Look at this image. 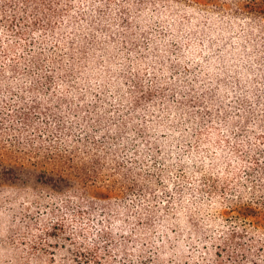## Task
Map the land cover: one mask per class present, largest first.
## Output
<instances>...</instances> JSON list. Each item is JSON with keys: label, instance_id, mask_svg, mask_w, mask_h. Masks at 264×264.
I'll use <instances>...</instances> for the list:
<instances>
[{"label": "rangeland", "instance_id": "obj_1", "mask_svg": "<svg viewBox=\"0 0 264 264\" xmlns=\"http://www.w3.org/2000/svg\"><path fill=\"white\" fill-rule=\"evenodd\" d=\"M3 2L0 264H251L227 237L264 195V0ZM23 110L70 160L24 153L56 133L13 141Z\"/></svg>", "mask_w": 264, "mask_h": 264}, {"label": "trees", "instance_id": "obj_2", "mask_svg": "<svg viewBox=\"0 0 264 264\" xmlns=\"http://www.w3.org/2000/svg\"><path fill=\"white\" fill-rule=\"evenodd\" d=\"M19 1L21 3H25L26 5L29 4L30 2L35 1V4L44 6L48 0H38V1H36V0H19ZM3 3L8 4L6 6L11 7V4L12 5L14 4V0H4ZM35 10L37 12L39 9H35ZM2 16H3V13L0 11V17H2ZM4 16H5V14H4ZM8 16H12V15H8ZM44 17H46V15H44ZM46 19H48V18H46ZM5 20H7V17ZM44 21L45 20H43V22ZM5 44H6V46L9 47V49H11L13 46L11 41H7ZM6 52H7L6 49L0 50V53H2L3 55H6ZM33 103L37 104L38 102L35 101ZM32 107H35V106H32ZM36 107H39V106L36 105ZM19 113H20V116L22 119L21 125L18 128L14 129L16 138H14L13 141H17V143H21L22 136L24 134V131L27 129V127H32L35 130H39L42 128L43 131H46V132L49 131L53 134L56 133V134H54L55 137H52L51 139H49V142H47V144H45L44 142H41L42 139L40 138L39 133L36 134L38 136L36 138H34V140H26L25 145L23 144L26 147V150L24 151V153H26V155H34L35 157H41L39 159L44 158L43 161H64L65 162V161L70 160L71 157L67 154V150L61 148L62 141H64V140L62 138H60V136H61L60 135L61 134V126L60 125L62 124L60 119H56V123L53 126H50L46 122L40 126L36 122H33V120H31V118L29 116L30 113L28 111L23 110V111H19ZM88 127L89 126H86V128H88ZM42 130L39 132H42ZM3 133H4V130H2V134ZM57 133H58V135H57ZM259 135H260V137L264 138V135L262 133H260ZM93 143H94V145L96 144V142H93ZM21 145H22V143H21ZM84 145H86V144H84ZM74 152H75L74 150H71L72 154H74ZM259 154H262V159H260V158L258 159V157L256 155H254L251 158L252 159L251 160L252 166H249L245 170L249 171L250 168L256 167L255 172L259 171L257 173H262L264 175V149L262 150V152L258 153V155ZM93 162H94L93 167L95 168V170H97L99 162H98V160H94ZM82 170L85 171L84 172V173H86L85 175L95 176L94 174H90L91 170L87 166H83ZM89 170H90V172L88 173ZM248 174L251 177H255V175L252 176V173L248 172ZM207 180L213 183L212 187L217 188V184L215 183L213 178L207 177ZM255 180L256 179L254 178L253 181L255 182ZM227 188H228V185L226 183H224L220 187L221 193H224V190ZM240 198H242V197L240 196ZM256 203L258 205L257 208L252 207V205L248 204L247 208L249 211H252V212H247V211L242 212L241 214H242V217L244 218L242 226L240 228H236V229L232 228V230L229 234V237H227V240H229L230 243H233L234 246L241 249L239 251L240 257L243 260H246V261H248V263H251V264H260V263L259 262L257 263L256 261H254L250 258L251 254H249V252H246L247 251L246 248L244 247L242 242H240L238 240V238H241L242 236H244L245 234H247L250 231L249 230V228H250L249 224L252 221L254 222V220H256L257 218H258V220H259V218L264 220V195L257 196L256 197ZM237 214H239V212H237ZM252 227H253V225H252ZM237 229H240V232ZM242 232H244V233H242ZM250 240L253 241L254 239L250 238ZM258 242L260 243L261 246H264V238L262 241H258ZM222 249H225V248H222ZM215 255L218 256V258L214 262L215 264H227L219 258V256H221V255L218 254V252H215Z\"/></svg>", "mask_w": 264, "mask_h": 264}]
</instances>
